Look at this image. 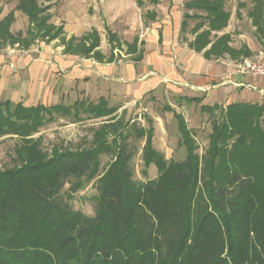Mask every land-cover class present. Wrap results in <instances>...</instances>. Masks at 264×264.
Listing matches in <instances>:
<instances>
[{"label": "trees", "instance_id": "obj_1", "mask_svg": "<svg viewBox=\"0 0 264 264\" xmlns=\"http://www.w3.org/2000/svg\"><path fill=\"white\" fill-rule=\"evenodd\" d=\"M187 7L206 12L209 21L195 45L205 47L211 31L227 26L229 15L219 2L197 6L195 0ZM17 9L29 18L30 36L58 37L38 0H19ZM11 18L0 23L6 36ZM227 40L221 37L213 51ZM4 105L0 134L20 135L24 145L18 150L22 165L0 171V264H264V102L203 107L214 118L202 158L177 115L187 147L181 161L166 160L153 147V129L137 126L113 143L48 156L30 140L45 123L44 113L67 116L81 103L18 104L14 111ZM86 111L101 117L115 109L101 99ZM132 136L146 139L143 159L147 167H157L155 180H133ZM101 155L113 160L97 181L95 215L89 217L71 202L83 180L97 175Z\"/></svg>", "mask_w": 264, "mask_h": 264}, {"label": "crops", "instance_id": "obj_2", "mask_svg": "<svg viewBox=\"0 0 264 264\" xmlns=\"http://www.w3.org/2000/svg\"><path fill=\"white\" fill-rule=\"evenodd\" d=\"M38 4L59 35L46 37L49 43L37 41L39 46L23 54L0 52V102L36 107L49 101L56 106L60 99L80 92L92 101L137 104L161 89L170 106L164 117L187 120L196 107L203 112V107L264 102V77L244 76L237 69L245 59L264 60L262 19L235 9L222 31H211V43L204 47L195 42L209 28L183 40L191 10L187 0H38ZM223 36L227 42L213 51ZM106 46L112 50L110 57ZM158 120L162 129H154L153 147L158 131L168 133L171 124L162 117L154 118V124Z\"/></svg>", "mask_w": 264, "mask_h": 264}, {"label": "rangeland", "instance_id": "obj_3", "mask_svg": "<svg viewBox=\"0 0 264 264\" xmlns=\"http://www.w3.org/2000/svg\"><path fill=\"white\" fill-rule=\"evenodd\" d=\"M195 0H187L192 3ZM52 2V1H50ZM219 2L223 7V11L231 14L235 9L238 14L247 13L254 19H262L260 23L264 25V0H196V5L205 3ZM49 3L45 1L43 4ZM19 0H0V23L3 22L9 15L12 18L9 21V36L1 31L0 27V52L10 50L28 51L35 46H39L37 41L43 40L49 43L50 40L42 37L41 32L37 37L30 36L31 23L24 15L18 11ZM60 7L61 4H55ZM253 6V7H250ZM145 9L142 8V10ZM20 12V13H19ZM144 13V10H143ZM18 14V18L16 17ZM195 16L186 20L183 32V40L188 42L193 39L196 28L199 26L209 27V21L206 19L207 13L200 9L187 10V17ZM256 21V20H255ZM256 23V22H255ZM264 42V30H261ZM13 38V39H12ZM45 43V44H46ZM264 44V43H263ZM49 45V44H47ZM59 45V44H58ZM106 55L110 57L112 50L110 47L105 48ZM56 51V50H55ZM117 54H119L117 52ZM123 58V57H122ZM162 90L158 89L148 93L137 104L133 102H122L111 104L107 102L109 108H114V114L110 116H95L91 112L86 111L87 108H92V105H97L99 100L92 101L83 93H80L73 98L60 99L58 105H64L73 108L76 102L81 103L80 110L71 109V113L67 116H62L60 113L54 111L52 115L45 116V123L33 133L30 140L37 142L41 150L48 156L57 152L64 151H83L96 147L100 143H113L118 139L120 134L124 131H129V127L137 126L149 131L151 128L158 130L162 129L161 120L154 124V118H163L164 121H171L167 131L160 133L156 138L155 150L161 153L168 161H181L187 156V147L184 144V138L179 131V123L177 118L166 119L164 117L168 109H170L168 101L164 100ZM0 102V110H5L7 106ZM47 107L54 106V103L47 102ZM17 105L9 103L8 107L12 111ZM25 106V105H24ZM26 107V106H25ZM220 110H216L214 115H219ZM192 117L188 120L183 118L186 129L190 135L193 145L197 148L195 154L202 158L208 152L210 147V136L213 129V114L201 112L199 107L192 110ZM163 123V122H162ZM155 127V128H154ZM170 137V139H168ZM131 145L135 146L136 153L131 161V170L133 173V180L137 183H147L155 180L159 173L155 165L147 167L143 159V148L146 139L132 136L129 138ZM24 145V139L20 135H2L0 134V171H6L22 165V160L18 156V150ZM113 160L111 155H101L99 157V171L93 178L83 180V188L78 191L72 200L73 208L76 211L83 213L86 216L94 217L96 202L94 198L97 195L96 184L103 173L107 170L108 165ZM146 172V174H145ZM70 185H67L64 191H68Z\"/></svg>", "mask_w": 264, "mask_h": 264}, {"label": "built area", "instance_id": "obj_4", "mask_svg": "<svg viewBox=\"0 0 264 264\" xmlns=\"http://www.w3.org/2000/svg\"><path fill=\"white\" fill-rule=\"evenodd\" d=\"M238 72L244 76L264 77V60L245 59L237 66Z\"/></svg>", "mask_w": 264, "mask_h": 264}]
</instances>
